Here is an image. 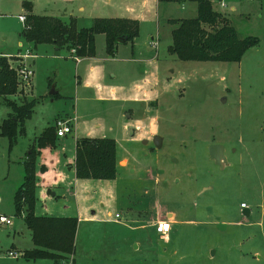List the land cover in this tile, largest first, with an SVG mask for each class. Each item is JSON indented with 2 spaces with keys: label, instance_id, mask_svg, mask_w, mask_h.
Returning a JSON list of instances; mask_svg holds the SVG:
<instances>
[{
  "label": "rangeland",
  "instance_id": "1",
  "mask_svg": "<svg viewBox=\"0 0 264 264\" xmlns=\"http://www.w3.org/2000/svg\"><path fill=\"white\" fill-rule=\"evenodd\" d=\"M104 1L0 0V40L6 36L15 44L23 28L16 20L23 14V2L29 3L32 14L65 20L74 13L78 27H90ZM112 1L139 13L136 0ZM179 1L162 0L157 16L152 8L134 20L136 37L116 47L112 57L105 52L102 34L94 37L93 56L77 64L64 46L54 55L49 44L23 40L32 55L27 60L32 87L19 90L15 80V91L7 98L16 106L32 102V107L29 117L15 126L12 139L0 131V214L11 217L14 225H0V264H54L50 258L22 256L30 241L14 211L13 196L22 182V161L33 135L54 128L53 117L64 114L80 127H105L118 157L114 178L105 179L112 181V202L99 194L100 189L93 191L101 200L97 207L103 219L77 223L73 253L57 264L70 259L71 264H264V0H210L212 11L224 17L237 36L256 40L238 63L182 62L167 53L170 35L164 18L175 17L181 7L188 17L192 6ZM79 6L82 12H76ZM7 44L0 41V54L12 51L14 46L9 50ZM20 53L16 49L2 55L9 69ZM149 58L156 61L157 86L163 92L142 107L123 103L120 93L139 80L145 68L142 61ZM89 66L96 67L92 75L87 74ZM96 74L102 77L101 84L117 89L116 100L97 99L93 88L83 87ZM51 90L57 96L49 97ZM11 112L0 100V127ZM126 116L143 119L140 125L128 122V128L147 145L128 140L122 128ZM153 136L161 138L158 149L149 146ZM62 142L56 148L60 162L73 149L69 134ZM210 144L225 147L221 168L209 158ZM62 189L65 186L56 191ZM52 201L55 208L62 203ZM112 213H119L117 221ZM158 220L174 222L166 235L154 231ZM8 250L18 255L12 258Z\"/></svg>",
  "mask_w": 264,
  "mask_h": 264
},
{
  "label": "trees",
  "instance_id": "2",
  "mask_svg": "<svg viewBox=\"0 0 264 264\" xmlns=\"http://www.w3.org/2000/svg\"><path fill=\"white\" fill-rule=\"evenodd\" d=\"M167 1V0H166ZM196 16L193 19L170 20V44L166 51L182 62L238 63L243 52L256 44L251 37L240 38L228 21L211 10L207 0H194ZM22 8L24 17L21 37L32 45L50 44L56 50L64 46L74 49L77 57H92L94 37L104 36L105 52L112 56L118 40L131 42L137 35V24L127 19H93L86 29H76L74 21L62 22L52 17L30 14L28 3ZM15 76L0 56V100L12 109L11 115L1 124L2 135L14 137V128L29 117L32 102L22 101L19 106L7 97L15 91ZM54 128L44 129L37 144L51 145ZM40 147L31 146L22 161V182L13 196L14 211L21 216L29 231L31 248L22 251L25 258H50L54 264L71 257L77 218L74 216L37 215L34 213L38 188H46L50 172L39 163ZM74 178L105 180L114 178L115 145L108 138H80L75 141L73 155Z\"/></svg>",
  "mask_w": 264,
  "mask_h": 264
},
{
  "label": "crops",
  "instance_id": "3",
  "mask_svg": "<svg viewBox=\"0 0 264 264\" xmlns=\"http://www.w3.org/2000/svg\"><path fill=\"white\" fill-rule=\"evenodd\" d=\"M160 1L162 0H136V4L135 7H137L139 9V13L138 15H136L134 13L133 7H131L130 5L127 6H120L118 3H116L115 1L112 0H106L103 3L104 8H102L100 10V15L98 16H94L91 18V16H86L88 18L93 19H127V20H137L139 19L143 13H148L152 10V8L155 11V14L157 16L158 13V6L160 4ZM210 4L211 7V1L207 0ZM179 2L183 3V2H189L192 3V6H190L189 8V16H185L183 15L184 13V9L183 7H181V9L179 11H177V15H173L175 17H165L164 18V22L167 24L168 21L170 20H186V19H193L196 16V3L194 0H180ZM28 3V2H25ZM29 4V3H28ZM220 4V3H219ZM109 7V9H107L105 7ZM212 8V7H211ZM232 9V8H231ZM212 10V9H211ZM83 8L82 7H78L76 9V12H82ZM102 11H104L103 13H101ZM22 16H26L28 13L25 12V10L22 8ZM30 14H32L31 12H29ZM110 13V15L108 14ZM34 16H38L35 14H32ZM19 15H16V17ZM43 16V15H42ZM68 18H66L65 20L59 19L62 22H66L68 21V19H72L74 21V18H76L74 16V13H68L67 14ZM43 17H52V18H56L58 19V17L55 16H43ZM17 20V18H16ZM18 22V20H17ZM19 23V22H18ZM20 24V23H19ZM75 24V28L76 29H86L88 27H85V25H81V27H78L76 21L74 22ZM83 24H86L83 23ZM21 25V24H20ZM169 26V35H170V30L172 28V26H170L169 24H167ZM1 43H8L7 44V48L9 50L12 49L11 52L8 53H1L0 55L2 56L3 54H13V51L17 49V51L22 52V48L24 47V41L23 38L21 37V33L18 35V39L15 40V44L12 43L13 41L10 40L9 42H7L6 40V36L1 38ZM151 41V38H150ZM126 43H118L117 44V48L124 46ZM50 45V44H49ZM150 45V44H149ZM52 46V45H51ZM169 46V45H168ZM167 46V47H168ZM53 47V46H52ZM167 49V48H166ZM34 50V48H33ZM54 55L58 54V50H56L53 47ZM116 50V48H115ZM115 52V51H114ZM114 55V53H113ZM112 55V56H113ZM111 56V57H112ZM77 57V56H76ZM34 58V57H33ZM79 61L82 60H89L91 57H79ZM145 64V68L142 71V75L139 78V80L134 83L130 89L128 90V92H121L120 95L122 96V101L123 103H134L137 104L136 107H142V103H147V102H154L156 101L158 95H160L163 92V89L160 88L159 86H157L158 81H159V73H158V67L156 65V61L154 58H149L146 60L142 61ZM77 64V63H76ZM146 67H151V69H146ZM96 68L94 66H89L87 69V74L88 75H92V70ZM102 82V77L99 79V76L96 74L94 77V81H85L83 83V87L86 88H93L94 89V94L96 95L97 99H104V100H116L117 99V89L115 87L112 86H108V85H103L101 84ZM49 97H55L57 96V92H55L54 94H49ZM134 107V109L136 108ZM69 120L70 122V127H71V133L69 134V136H71L72 139V151L69 154L68 157H65V160L62 162H60V158H59V153L57 152V145L58 144H62L63 139L67 136L65 135L62 138H56L54 136V140L52 141L51 145L47 144H37V138L39 137L40 133L44 130L41 129L39 131L38 134L33 135V144L31 146H39V163L43 164L46 166V168L49 170L50 172V177L48 178L49 180L46 182L47 186L46 188H38L37 186V190H36V194H37V201L35 203V207H34V213L37 215H53V216H74L77 218V223L81 222V221H97V220H102L103 218H101V208L99 209L97 206H102L101 200H99V198L96 196L97 193L96 189H100L99 194L102 195L103 198H106L108 200H110L112 202V186L110 184V180H94V179H79V178H74L73 175V168L71 163H73V155H74V144L75 141L79 138H108L113 140L111 137H107V135L105 134V127H101L99 125H94V126H90L88 127L86 124H84V126H78L75 125V118L72 117H68L67 115H56L53 117L52 121H51V125L53 124V122L55 120ZM127 120V121H126ZM126 122L123 123V132L127 133L128 137H129V141H133V142H138V141H144V139L142 138H136L134 137L135 132L131 129H129L128 127H131L129 123H133L136 122L140 125V123H142L143 119L142 118H138V119H130L127 118L126 116ZM72 123L73 124V128H72ZM50 125V126H51ZM134 130H138L140 128H133ZM131 135V136H130ZM154 137V136H153ZM146 141V140H145ZM144 145V144H142ZM30 146V147H31ZM63 152V150H62ZM115 156H117V152L115 149ZM118 164V161H117ZM120 167V166H119ZM63 182H65V189H62V192L59 191V193L56 191L57 189L59 190L60 187H64L62 186ZM94 182H99L100 184H94ZM103 182V183H101ZM109 182V183H108ZM96 188V189H95ZM106 190H103V189ZM95 190V192L93 193V191ZM100 197V198H102ZM53 199H61L62 203L60 206L58 207H54V203H52ZM67 199H69V201H66ZM93 199H97L96 202H98V204L95 206L92 204V200ZM71 201L74 202V207H72V203ZM70 202V203H69ZM38 203V204H37ZM37 204V206H36ZM38 207V208H37ZM75 208V209H74ZM38 210V211H37ZM71 211H76L74 213H72ZM107 213H111L108 212ZM112 220L113 221H117L114 220L113 218V213H112ZM23 223V221H22ZM172 221H170V230L172 225ZM24 225V224H23ZM13 221H12V225L11 227H13ZM10 227V226H9ZM15 230V228H13ZM19 231H22V228H18ZM169 230V231H170ZM27 237L30 241V235H29V231L27 233ZM31 241H30V246L28 247L31 248ZM12 249H16L13 248Z\"/></svg>",
  "mask_w": 264,
  "mask_h": 264
},
{
  "label": "built area",
  "instance_id": "4",
  "mask_svg": "<svg viewBox=\"0 0 264 264\" xmlns=\"http://www.w3.org/2000/svg\"><path fill=\"white\" fill-rule=\"evenodd\" d=\"M220 6H224V5L220 3ZM16 18L23 27L25 21L24 16L19 15ZM150 44H152V39L150 41ZM69 56L71 59L75 61V63L79 62L78 57H76L75 55L74 49L69 50ZM29 59H32V55L30 53V48L27 46V47H23L22 52L16 56L14 60V64L9 63L10 68L14 73L16 84L19 90L22 91L29 90L30 86L32 87L31 84L32 70L30 65L27 63V60ZM69 122H70L69 120H56L54 122V134L56 138H62L65 135L71 133V127ZM119 217H120L119 213L113 214L114 220L118 219ZM0 225L11 226L12 225L11 217L0 214ZM153 226H154V231L159 235H166L170 230V223L166 220H158L153 224ZM6 254L12 258H15L18 255L16 252H13L11 250H8ZM70 261H68L67 264H71Z\"/></svg>",
  "mask_w": 264,
  "mask_h": 264
},
{
  "label": "water",
  "instance_id": "5",
  "mask_svg": "<svg viewBox=\"0 0 264 264\" xmlns=\"http://www.w3.org/2000/svg\"><path fill=\"white\" fill-rule=\"evenodd\" d=\"M118 43H124V40H118ZM57 53V52H55ZM55 92L51 90L49 94H54ZM161 138L159 136H154L152 139L153 146L158 149L160 147ZM144 144L145 142L142 141ZM207 152L210 159L214 160L215 165H218L220 168L225 162V158L223 156V147L219 144H211L207 147Z\"/></svg>",
  "mask_w": 264,
  "mask_h": 264
},
{
  "label": "flooded vegetation",
  "instance_id": "6",
  "mask_svg": "<svg viewBox=\"0 0 264 264\" xmlns=\"http://www.w3.org/2000/svg\"><path fill=\"white\" fill-rule=\"evenodd\" d=\"M152 139H153V137L151 138V140H150V142H149V146L155 148V147L153 146V144H152ZM144 142H145L144 145H147V141L144 140ZM140 143L143 144L142 141H140ZM210 145H211V144H210ZM219 145H221V144H219ZM221 146L223 147V156H224V158H225V147H224L223 145H221ZM155 149H156V148H155ZM231 150H232V149H231ZM229 151H230V149H229ZM211 161H212L213 164H215L213 159H211ZM224 163H225V162H224ZM216 166H218V165H216ZM218 167H219V166H218Z\"/></svg>",
  "mask_w": 264,
  "mask_h": 264
}]
</instances>
